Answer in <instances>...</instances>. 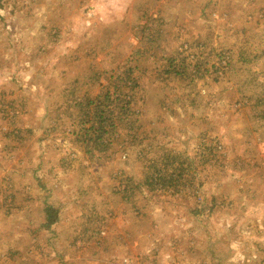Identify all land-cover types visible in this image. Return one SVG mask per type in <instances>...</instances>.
Masks as SVG:
<instances>
[{
    "label": "rangeland",
    "instance_id": "obj_1",
    "mask_svg": "<svg viewBox=\"0 0 264 264\" xmlns=\"http://www.w3.org/2000/svg\"><path fill=\"white\" fill-rule=\"evenodd\" d=\"M111 74L143 127L91 159ZM0 264H264V0H0Z\"/></svg>",
    "mask_w": 264,
    "mask_h": 264
},
{
    "label": "trees",
    "instance_id": "obj_2",
    "mask_svg": "<svg viewBox=\"0 0 264 264\" xmlns=\"http://www.w3.org/2000/svg\"><path fill=\"white\" fill-rule=\"evenodd\" d=\"M169 63H171V61ZM167 69L168 71H173L176 76H180L183 73V70L174 67L172 64H169ZM125 76L126 78L120 75L111 74L106 86L107 91H105V93H99L94 96L85 93L78 101H76L80 104L78 106L83 110V118L80 117L83 124L77 132H79V137L82 140L84 149L91 159L96 158L94 156L96 149L106 151L109 148L107 141H105L100 134L109 135L110 129L114 126L115 118L119 119L117 125L121 124L122 130L124 127L129 131L128 136L130 135L131 137L130 141L136 140V137L141 133L139 132V129L143 126L138 122L134 106V102L137 101L139 93V90H137L138 84L133 75L128 77V74H125ZM130 104L131 107L128 111ZM121 111L123 112L122 115L120 113ZM126 111H128L127 114ZM77 123L76 126L81 125L80 122ZM95 147L96 149H94ZM171 153V150H166L165 155L167 156L165 157H169L168 155ZM180 153L181 152L176 155H179ZM180 164L182 165L183 161H180ZM157 173H161V170L152 168L150 173L151 177H147V181L150 182L149 184H157L158 182H161L160 185H151V188H157L159 186V188L173 189V191L177 190L172 185L173 172L168 177L166 173L165 176H160ZM180 178L183 179V177H179L178 179ZM43 210L48 216L49 224L58 222L59 211L53 206V204L45 205Z\"/></svg>",
    "mask_w": 264,
    "mask_h": 264
}]
</instances>
